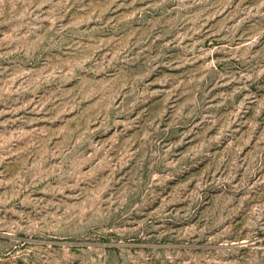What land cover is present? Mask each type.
I'll list each match as a JSON object with an SVG mask.
<instances>
[{"label": "rangeland", "instance_id": "rangeland-1", "mask_svg": "<svg viewBox=\"0 0 264 264\" xmlns=\"http://www.w3.org/2000/svg\"><path fill=\"white\" fill-rule=\"evenodd\" d=\"M0 264H264V0H0Z\"/></svg>", "mask_w": 264, "mask_h": 264}]
</instances>
